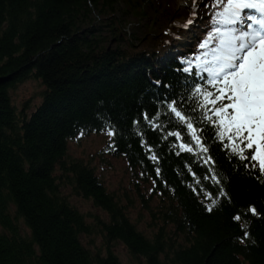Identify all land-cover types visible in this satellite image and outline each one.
<instances>
[{
	"label": "trees",
	"instance_id": "16d2710c",
	"mask_svg": "<svg viewBox=\"0 0 264 264\" xmlns=\"http://www.w3.org/2000/svg\"><path fill=\"white\" fill-rule=\"evenodd\" d=\"M142 2L0 0V264H124L118 245L132 264H264V172L225 147L196 94L214 91L196 57L226 0H211L196 34L152 27L141 48L94 17L122 6L140 15ZM32 79L41 102L19 108L12 92ZM104 130L109 152L151 187L146 196L135 183L149 232L133 198L69 151L78 134Z\"/></svg>",
	"mask_w": 264,
	"mask_h": 264
},
{
	"label": "snow or ice",
	"instance_id": "6c2138e0",
	"mask_svg": "<svg viewBox=\"0 0 264 264\" xmlns=\"http://www.w3.org/2000/svg\"><path fill=\"white\" fill-rule=\"evenodd\" d=\"M216 16L218 26L200 45L208 50L196 57L195 65L208 74L207 83L214 91L197 88L196 94L202 96L205 119L216 127L221 142L227 141L225 147L241 159L255 161L252 167L264 172V0H226ZM213 39L218 43L209 49ZM185 70L190 71L191 65ZM185 123L199 142L192 122ZM201 150L207 151L202 145Z\"/></svg>",
	"mask_w": 264,
	"mask_h": 264
},
{
	"label": "rangeland",
	"instance_id": "374dc122",
	"mask_svg": "<svg viewBox=\"0 0 264 264\" xmlns=\"http://www.w3.org/2000/svg\"><path fill=\"white\" fill-rule=\"evenodd\" d=\"M210 2L211 0H201L195 9L190 4L184 3L183 0H143L141 3L143 14L139 15L138 11H132V9L122 6L121 8L126 10L122 13L108 15L94 13V17L102 24L113 21L114 25L117 24L119 26L120 34L126 40H129L130 36L134 34L141 39L142 42L138 43L136 41L138 43L137 47L141 48L142 43L148 39L152 27L156 31H160V29L162 30V28H168L169 26H184L188 37L192 33L196 34L197 20L205 15V10ZM109 28H106V31ZM114 43L115 40L112 39L110 45ZM43 88L38 80H28L14 89L12 98L19 108H22L23 104L30 100L29 108L33 109L35 105L41 102L40 94ZM111 136L112 132L110 130L98 133H80L69 142V151L75 157H81L92 162L98 176L104 180L110 190H116L120 194L127 192L133 198L132 218L138 219L141 216L142 220L139 228L149 232L146 222L149 221L150 217L147 210L143 207L135 183L138 182L140 192L145 193L146 196L149 195L151 187L136 178L132 169L122 157H115L109 152L107 146ZM68 191L69 189L65 190V192ZM71 201L84 213H91L105 218V213L96 208L91 201L76 196H71ZM88 220L92 222V218ZM94 239L98 244L102 242L100 235L94 236ZM115 251L124 264H132L123 245H118Z\"/></svg>",
	"mask_w": 264,
	"mask_h": 264
},
{
	"label": "bare ground",
	"instance_id": "6f19581e",
	"mask_svg": "<svg viewBox=\"0 0 264 264\" xmlns=\"http://www.w3.org/2000/svg\"><path fill=\"white\" fill-rule=\"evenodd\" d=\"M201 0H183L184 3L186 4H190L193 8H197L198 6V3L200 2ZM174 3H176V1H174Z\"/></svg>",
	"mask_w": 264,
	"mask_h": 264
}]
</instances>
